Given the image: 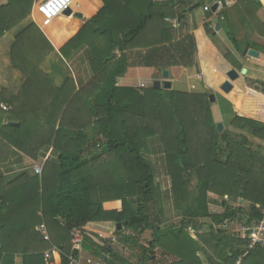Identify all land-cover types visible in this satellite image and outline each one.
<instances>
[{
	"label": "trees",
	"instance_id": "1",
	"mask_svg": "<svg viewBox=\"0 0 264 264\" xmlns=\"http://www.w3.org/2000/svg\"><path fill=\"white\" fill-rule=\"evenodd\" d=\"M101 1L103 8L61 50L63 56H68L69 47L73 51L82 45L89 47L94 74L89 86L69 95L66 79L50 103L41 106L38 102L28 116L15 120L16 116L0 115L1 140L8 148H15L33 160L43 147L57 145L61 139L67 142L56 170V189L49 192L44 177L41 185L34 177L35 187L31 180L30 189L23 194L25 228L6 226L2 217L18 205L0 196V264H14L18 247L11 244L20 234L50 243L35 231L41 222L47 228H57L62 240V247L57 246L60 264H70L69 257L74 260L78 257L71 249L70 232L100 221L121 225L116 233L122 244L132 249L137 264H150L156 253L161 256L159 264H201L199 252L207 254L205 264H235L238 259L240 264H261L264 248H256L244 256L248 242L243 236L219 230L193 240L186 229L191 222L206 217L217 225L227 221L229 229L260 221L264 209V156L254 151L240 134L234 138L229 132H217L207 93L188 94L153 87L137 91L116 86V79L132 66L162 71L172 66L193 65L196 54L193 36L173 42V29L165 23L169 16L167 9H177L180 0ZM31 6L32 0H8L0 6V38L29 16ZM154 21L159 28L156 39L137 54V63H131L130 50ZM204 28L212 36L207 24ZM36 30L31 24L22 31L18 35L19 49L13 46L11 51L18 55L20 63L28 62L26 85L32 78H40L43 84L49 81V77L37 71L33 60L26 62L22 58L28 54L39 57L52 50L46 40L44 47L41 43L36 45L33 40ZM25 41L31 43L26 49ZM261 92L264 93V85ZM81 110L85 113L75 116ZM231 125L264 141V123L234 116ZM153 136L162 142L174 205L182 215L177 223H166L151 213L157 205V189L141 153L146 140ZM102 174L107 179L105 184L97 181ZM193 177L196 182L191 186ZM210 194L220 197L222 214L210 215ZM107 199L120 200V211L104 210L103 202ZM239 201L250 207L236 206ZM147 229L153 233L152 242L144 247L139 242ZM81 232L84 250L91 251L84 244L88 242L90 247L98 248L99 252H94L97 258L101 251L108 252L96 237ZM211 243L216 248L212 249L215 258L202 247L204 244L209 248ZM44 253L20 254L23 264H45Z\"/></svg>",
	"mask_w": 264,
	"mask_h": 264
},
{
	"label": "crops",
	"instance_id": "2",
	"mask_svg": "<svg viewBox=\"0 0 264 264\" xmlns=\"http://www.w3.org/2000/svg\"><path fill=\"white\" fill-rule=\"evenodd\" d=\"M157 1L165 3L171 0ZM180 4L177 9H167L169 16L165 19V23L173 29V42L178 43L192 35L195 41L196 54L192 66H172L165 69L169 72L170 91L189 94L207 93L208 97L211 94L214 95L215 102L210 103V109L215 125L221 123L223 126L224 130L220 134L225 131L231 134L239 131H235L236 128L231 125L234 116L264 123V93L261 92L262 85H264V0H180ZM194 5L199 7L190 10ZM214 5H216V10L213 12L212 7ZM205 7H209V11H205ZM102 8L103 3L101 0H73L71 10L73 14L71 16L56 19L51 26L45 28L38 23L36 32H39L50 45L52 49L51 53L49 52L51 54L50 58L54 57L49 63V71H46V74L43 73L49 75V81L43 84L39 81L40 78H32L28 80L26 85L27 79L25 82L20 74L17 76L19 72L16 69H21V63L14 61L16 65L13 63L15 67L12 68L10 61L6 62V58L0 64L2 66H0V100L2 101L0 103V115L4 117L6 115L9 117L12 114L16 117L17 115L18 117L28 116L32 109H35L34 106L38 102L41 103V106L43 103H50L56 95V91L64 85L66 79L68 80L66 84L69 95H74L89 86L94 79L89 47L82 45L75 51L69 47L70 49H66L68 56H63L61 50ZM74 14H80L81 18L75 17ZM155 23L156 21H154V25H149L145 29L140 42L130 50L131 63H137V54L144 52L147 45H150L153 41L152 39H156L159 28ZM205 24L208 25L212 36L207 35L204 28ZM8 36L10 34L6 33L0 38V48L3 52L5 48L3 43H7L5 53L0 52L1 59H4L10 50L7 42ZM246 50L256 51L259 56L257 58L249 57L245 53ZM115 55L119 57L118 52ZM12 57L15 58L16 54ZM242 69L246 70L244 75L240 74ZM230 70L237 71L240 76L235 81L230 82L232 89L225 93L221 90V87L228 80L226 74ZM163 81L162 71L160 70L132 66L127 69L123 76L116 79V86L134 88L140 91L153 87L155 82H160V89L164 90L162 87ZM25 85L27 86L26 90L24 89ZM28 86L30 87L28 88ZM41 86L44 90H41ZM184 87L185 89H183ZM4 101H7V103ZM29 102L30 106L33 105V108L24 106ZM226 104L229 106L227 111L222 108L223 105L226 107ZM84 113L83 110L77 111L75 116ZM226 119L229 128L224 125ZM239 132L244 138L249 136L241 131ZM249 137L256 141L258 148L264 152V141L251 135ZM3 144L5 145L3 141H0V147ZM66 146L67 142L63 139L59 140L57 145L45 146L39 151L35 160L15 148H5L7 154L0 160V196L15 201L18 205L16 209H11L12 211L6 212V215L2 217L7 227L25 228L26 222L22 213L24 207L23 194L30 189L32 178L37 177L39 185H41L44 177L47 185L46 190L48 188V190L50 189L49 192H52L53 189H56L54 187L57 183L56 170L61 165L60 156ZM259 154L264 156V154ZM141 155L150 168L154 186L157 189L158 201L151 213L159 215V218L166 223L179 222L182 215L174 205L172 182L166 169L161 139L157 136L149 137ZM34 166L42 168L40 176L34 174ZM34 181L32 183L33 187H35ZM97 181L100 184H105L107 179L102 174L97 176ZM247 204L239 201L235 205L244 208ZM212 207L213 209H211ZM103 208L106 211H120L121 202L116 199H107L103 202ZM208 209L210 215L223 213H217L219 211L210 204ZM37 215L41 216V212H37ZM195 222V228L201 229L202 232L197 235L189 234L192 238L206 235L207 230L211 231L212 225L215 224L211 218L207 217L196 219ZM39 225L35 227V231ZM116 225L112 221H100L89 222L81 228L83 232L96 237L101 244H104L108 248V252L101 251L100 258H97L94 252H99L98 248L95 245L90 247V243L84 242L91 251L81 248L77 257L78 264H92L99 260L103 264H121L119 260L124 261V264H136L138 260L132 253V249L122 244L121 237L116 233L118 230ZM47 230L50 236L49 244L36 241L32 235L28 234H20L13 239L11 245L17 246L19 251L15 254L14 264H23V254H20L21 252L30 254L50 252L54 264H60L59 248H57L59 244L60 248L62 247L60 234H58L55 226L47 228ZM152 235L151 230H145L140 237V245L148 246L152 242ZM202 247L206 248L203 244ZM158 254L156 253V256L152 257L150 264H159L158 259L161 256ZM260 262L264 264V257Z\"/></svg>",
	"mask_w": 264,
	"mask_h": 264
},
{
	"label": "built area",
	"instance_id": "3",
	"mask_svg": "<svg viewBox=\"0 0 264 264\" xmlns=\"http://www.w3.org/2000/svg\"><path fill=\"white\" fill-rule=\"evenodd\" d=\"M73 6V0H40L37 4V12L40 16V25L41 27H49L52 25V23L61 17H65V12L68 10H72ZM205 11H209V7L204 8ZM33 172L37 176L41 175L42 168L38 166L33 167ZM262 218L258 222H254L251 224H245V225H239L235 226L232 229H229V224L227 221H224L222 225H218L217 229L222 231H229L234 235H237L239 237L243 236L247 240V248L245 251L244 256L249 252L253 251L256 248L264 247V209L261 212ZM196 224L194 222H191L186 232L191 235H197L201 234V229L195 228ZM215 224L211 227V232L216 233L217 229H215ZM214 230V231H213ZM36 232L39 234V236L45 241H50V236L47 230V227L44 222H42L37 228ZM130 233L127 232V235ZM71 237V249L72 251H76L78 254L81 251L82 248V232L80 229H73L70 232ZM69 263L70 264H78L77 260H74L73 258L69 257ZM44 260L45 264H54V261L52 260V257L50 255V252L44 253ZM241 259H238V261L235 262V264H240ZM92 264H103L102 261H96Z\"/></svg>",
	"mask_w": 264,
	"mask_h": 264
},
{
	"label": "rangeland",
	"instance_id": "4",
	"mask_svg": "<svg viewBox=\"0 0 264 264\" xmlns=\"http://www.w3.org/2000/svg\"><path fill=\"white\" fill-rule=\"evenodd\" d=\"M7 1L8 0H0V6L1 5H4V4H6L7 3ZM40 0H32V6H31V10H30V14H29V16L25 19V20H23L20 24H19V26H17V27H15V28H13L11 31H9V32H7V34H10V36H8V38H7V42L9 43V53L8 54H6L5 55V57H4V59H1V57H0V64H2V62H4L5 61V59H6V62H9L10 61V64H11V67L12 68H14L15 66H14V64L16 65V63L14 62V61H16V62H18V61H20L19 59H17V57H12V53H11V51L13 50V46H14V48H17V49H19L18 48V45H17V43H19V38H18V35L22 32V31H24L26 28H28L31 24H33V25H35V27L38 25V23H40V19H39V15H38V12H37V4H38V2H39ZM72 17H74V16H72ZM63 18V17H62ZM39 28V27H38ZM6 34V33H5ZM4 34V35H5ZM47 37H48V35H46ZM9 37H10V39H9ZM23 38V37H22ZM22 40V39H21ZM34 41H37L36 42V45H39L40 43H41V45H42V47H44V42H45V39L43 38V36L39 33V32H35L34 33V39H33ZM22 42V41H21ZM33 42V41H32ZM25 44V45H24ZM31 43L30 42H27V41H25L24 43H23V47L26 49L29 45H30ZM3 46L5 47L3 50H4V52L2 51V49L0 48V52H2V53H5V49H6V47H7V43L6 42H4L3 43ZM16 46V47H15ZM22 50V48H20V50L19 51H21ZM36 50H37V47H36ZM45 50H46V48H45ZM47 51V50H46ZM45 51V53L43 54V55H41V56H39V57H37L36 56V54H31V55H26V57L27 58H25V57H22L23 58V60L24 61H28V60H30V61H32L33 60V63L37 66V68H38V72H40V73H45L46 74V71L48 72L49 71V63H50V61H52V59L54 58H50L51 57V52L50 51H47L46 52ZM50 52V53H49ZM16 56H18V55H16ZM52 56H53V54H52ZM37 57V59H35ZM44 57V58H43ZM28 59V60H27ZM14 63V64H13ZM28 63V62H27ZM27 63H21V69L19 70V69H16V70H18V74H17V76H19V74H20V76H21V78L22 79H24L25 80V82H26V79H27V77H28V74H29V70H30V68L27 66ZM1 66V65H0ZM2 67V66H1ZM43 72H42V71ZM17 72V71H16ZM42 76V75H41ZM49 76V75H48ZM47 75H46V77H48ZM3 78H4V74H3ZM30 86H28V88H29ZM38 87V86H37ZM37 87H34V88H37ZM41 88V90H44V88H43V86H41L40 87ZM183 89H185V87L183 88ZM189 94V93H188ZM229 97V96H228ZM45 104H48V103H45ZM26 105V107H28V108H30V104L28 103V104H25ZM227 105V104H226ZM228 106V105H227ZM226 106V107H227ZM225 107V105H223L222 106V108L223 109H226V111L227 110H229V106L226 108H224ZM3 110V109H2ZM16 115H11V116H9V117H11V118H14ZM26 116V115H25ZM21 118V117H20ZM28 117H26V119H27ZM226 118V117H225ZM17 119H19L18 118V115H17V117H16V119L15 120H17ZM12 120H14V119H12ZM226 122H224V125H227V128H229L228 127V123H227V119L225 120ZM31 123V122H30ZM10 124V123H9ZM235 128V127H234ZM224 130V129H223ZM235 131H237L238 129H234ZM91 130H89V132H90ZM225 132H228V131H225ZM234 134H232L233 136H234V138H237V136L236 135H238L240 132L239 131H237V132H233ZM238 133V134H237ZM242 133H244L245 135H249L250 136V134L249 133H247V132H242ZM249 136H247V140H248V142L250 143V146H251V148L254 150V151H256V152H258V153H261V154H264V152L261 150V149H259L258 148V145L255 143L256 141H254V140H252V138L251 137H249ZM2 139V137L0 136V141H2L1 140ZM4 142V141H3ZM7 146L6 145H2V147H0V160L4 157V156H6V148ZM6 148V149H5ZM9 149V148H8ZM42 173V172H41ZM36 175V174H35ZM195 182H196V180H195V177H193L192 178V181H191V186H193L194 184H195ZM209 204L211 205V206H214L216 209H217V211H219V212H217V213H222L223 212V209L221 208V205H220V201H221V199H220V197H216V196H211V194H210V196H209ZM213 204V205H212ZM250 207V204H247L246 206H244V208H249ZM211 209H213V207L211 208ZM210 213V212H209ZM215 229H217L218 227V225L215 223ZM208 232H207V234L208 233H210L211 231L210 230H207ZM214 231V230H213ZM215 231H219L218 229L217 230H215ZM192 238V237H191ZM193 240H197L198 238L196 237V238H192ZM202 243V242H201ZM199 244H200V242H199ZM212 244V243H211ZM203 246H206V245H204L203 244ZM206 250H207V252L209 253L208 255H210V256H212V257H214L215 258V252L212 250V249H215L216 250V248H214V246H213V244L210 246L209 245V248H205ZM159 255V254H158ZM197 255L200 257V260H201V264H205V262H206V256H207V254L206 255H204V253H201V252H199V253H197ZM159 257V256H158ZM136 258V257H135ZM189 259H191V258H189ZM137 264V263H136Z\"/></svg>",
	"mask_w": 264,
	"mask_h": 264
},
{
	"label": "water",
	"instance_id": "5",
	"mask_svg": "<svg viewBox=\"0 0 264 264\" xmlns=\"http://www.w3.org/2000/svg\"><path fill=\"white\" fill-rule=\"evenodd\" d=\"M199 6L198 5H194L193 7H191L190 10H193V9H196L198 8ZM216 10V5H214L212 7V11L214 12ZM73 13L71 12V10H68L65 12V16H71ZM75 17L77 18H81V15L80 14H74ZM219 28V25L217 26ZM247 55L249 57H252V58H257L259 56V54L256 52V51H253V50H246ZM246 73V70L245 69H242L240 74L241 75H244ZM239 73L235 70H230L227 72L226 74V77H227V81L222 85L221 87V90L225 93H228L231 89H232V85L230 84V82L232 81H235L236 79L239 78ZM162 78H163V83H162V87L164 90L166 91H170L171 90V83L169 81V72L167 70H162ZM153 88L154 89H160L161 88V84L160 82H155L153 83ZM209 99V102L212 104L215 102V96L214 95H209L208 97ZM11 126H18L17 124H12L10 123ZM216 129H217V132L220 134L223 130V126L221 123H218L216 125ZM118 229L121 228V225L120 224H117L116 225Z\"/></svg>",
	"mask_w": 264,
	"mask_h": 264
}]
</instances>
